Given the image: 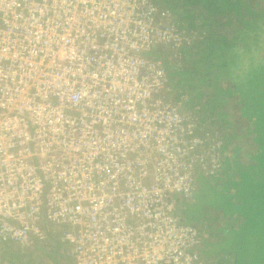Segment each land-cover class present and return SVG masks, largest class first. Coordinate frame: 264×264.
<instances>
[{
  "label": "built area",
  "instance_id": "1",
  "mask_svg": "<svg viewBox=\"0 0 264 264\" xmlns=\"http://www.w3.org/2000/svg\"><path fill=\"white\" fill-rule=\"evenodd\" d=\"M174 18L153 0H0V244L47 223L71 264H207L179 206L223 146L169 97L153 53L194 38Z\"/></svg>",
  "mask_w": 264,
  "mask_h": 264
},
{
  "label": "rangeland",
  "instance_id": "2",
  "mask_svg": "<svg viewBox=\"0 0 264 264\" xmlns=\"http://www.w3.org/2000/svg\"><path fill=\"white\" fill-rule=\"evenodd\" d=\"M160 1L170 2L176 7L178 15H175L174 21L178 25L180 23L185 25V27L177 25L179 30L186 32L189 39L195 37V39L192 38L189 44L184 45V42H181L173 55L167 58L168 64L173 65L174 68L176 67V70L179 67V71L175 76L169 67L170 65L166 64L167 71L171 74V77L174 76L171 80V87L173 86V88L169 97L183 113L188 115L193 113L201 127L210 129L214 136L219 138L224 149L220 154L222 171L216 177L210 178L212 189L207 186L205 191L202 189L197 191L195 202L191 204L192 214H198L200 207L211 208L213 206L214 210L212 208L208 212L206 210L207 221L212 225L219 226L221 224L224 226L225 221L232 217L234 219L233 225L235 224L238 227V225L242 226L246 220L243 215L244 212L247 216L251 213V217H253V212L258 211L261 225L252 220L248 222V232L243 235L242 246L245 252L244 258L249 257L250 259L249 264H264V180H257V184L254 185L257 192L253 195L247 197L245 192L248 190L249 178L256 177V173L260 168L259 165L264 164V131L252 129L253 127L250 126L252 122L248 119L245 120V111L255 109L254 104L248 105L249 102H244V97H240V99H243L241 102L236 99L237 95L248 91V86L253 89L257 85V87H264V70L257 66L254 71L256 76L250 81L243 82V75L246 76L248 68L247 63L244 60L242 62L238 56L243 55L244 59L245 53L242 50L238 51L235 57L239 62H227L223 63L222 67H216L218 65L216 61L223 62V60L218 57L214 58L217 54L212 49L206 51V55L209 52V61L200 65V67L203 66L202 71L198 72L196 78L192 75L195 72L193 65L199 67L200 64L196 61L198 54L195 45L200 41L199 38H204L205 32L210 35L212 31L216 37H228L229 43L233 44L232 49L237 50L241 42L238 40L239 38L237 39L240 32L239 26L242 24H239L240 11L247 9V2L250 0H226L229 4L225 8H216L217 6L209 3V1L214 0H197V4L193 3L194 0ZM222 1L225 2V0ZM187 14L193 17L185 16ZM261 14L262 11L256 17H262V20L257 23L258 28L255 29L258 33L262 32L261 37L257 40L259 47L256 49L264 54V16ZM213 23L216 25V29L213 28ZM194 25L197 27H194ZM207 28H209L208 32L206 31ZM246 33L249 34L251 31L246 30ZM162 52L163 54L166 53V48H159L155 51V53H159V56ZM163 58L166 57L163 56ZM176 61H181L179 66ZM176 77H179L180 80L175 88L173 83ZM192 80L194 82H191ZM207 102H209L210 107L206 109L205 104ZM242 106L244 111L239 110ZM258 132L263 138H259ZM257 179L259 178L257 177ZM259 200L261 203H257ZM53 235L55 234L53 233ZM222 236L224 235H217L215 238L213 234H210L209 241L211 242V239L213 242L218 241V239H222ZM228 236H226L227 238H225L223 244L227 245ZM55 240L48 239L47 235L44 240L38 241L43 242L42 245L48 253L36 252L30 264H50L51 257L48 254H52V258L55 259L53 264H71V259L67 258L62 246ZM32 245L31 243L28 246L33 250ZM200 247H204V240L201 242ZM21 249L24 252L27 247ZM228 253L229 251L222 250L213 253V257L206 258L208 261L200 255L201 259L207 264H232V254Z\"/></svg>",
  "mask_w": 264,
  "mask_h": 264
},
{
  "label": "trees",
  "instance_id": "3",
  "mask_svg": "<svg viewBox=\"0 0 264 264\" xmlns=\"http://www.w3.org/2000/svg\"><path fill=\"white\" fill-rule=\"evenodd\" d=\"M154 1L156 3L158 2V0H154ZM193 3L197 4V0H194ZM209 3L211 5L217 6L216 8H221V7L225 8L229 4L228 1H226V0H225V2H223L222 0H214V1H209ZM158 4L160 6L169 7L170 9L173 10V12L176 15H178V11H177L176 7L172 3L167 2V1H160L159 0ZM261 11H262L261 15L264 16V0H250V1L247 2V9L243 10V11H240L241 19L239 20V24L240 23H242V24H240V26H239V29H240L239 31L240 32L237 35V39L239 38L238 40L241 41V42L239 43V46H238L237 50L232 49L233 48V44L229 43L228 37H226V36L216 37L215 35H213L212 31H211L210 35L206 34V32H205L204 38L203 37L199 38L200 41L197 44L198 46L195 45V48H196L197 54H198L197 55L198 59L196 61H197V63H200V64H199V67H194V65H193V68H194V71H195L194 74H192L193 77L196 78V75L198 74V72L202 71L203 66L200 67V65L209 61V59H208L209 52L206 55V51L207 50L211 51L212 49L215 51L214 53L217 54V56H214V58L218 57V58H220V60H223V62L222 61H220V62L216 61L218 63V65L216 67H222L223 63H227V62H236V61L239 62V60H237V58L235 57V56H237L238 51L242 50V52L245 53L244 59H243V55L242 56H238L242 60V62L244 60V62L247 63V68L249 69V70L248 69L246 70V76L243 75V82L250 81V79L252 80V78H254V76H256L254 71H255L257 66L261 70H264V54L260 53L256 49L257 47H259V43L257 42V40L261 37L260 34H262V32L258 33L255 30L256 28H258L257 23L262 20V17L256 18L258 13L261 12ZM181 15H183V14L181 13ZM185 16L193 17L190 14H187ZM234 23L237 24L236 22H234ZM179 26L180 27L181 26L185 27V25H183L182 23H180ZM195 26L196 25H194V27ZM212 26H213V28L216 29V27H215L216 25L214 23H213ZM192 27H193V25H192ZM246 30L251 31V33H249V34L246 33ZM206 31L208 32L209 28H207ZM263 31H264V28H263ZM194 39H195V37H194ZM153 55L155 57H159V53H153ZM182 55H183V53H182ZM163 60L165 61V64H167L168 66L170 65V64H168L167 59H163ZM176 63H178V66H179L181 61H179V62L176 61ZM237 66L239 67V65H237ZM169 67L172 69L173 74L176 76L177 71H179V67H178V70H176V67L174 68L173 65H170ZM180 75H183V74H180ZM183 78H184V76H183ZM186 78H189V77H186ZM179 80H180V78L176 77L175 82L173 83V84H175L174 85L175 88H176ZM191 82H194V81L192 80ZM257 86H255V89L250 88L248 86V88H247L248 91H245V93L243 92L240 95H237L236 96L237 98L236 97L235 98L237 100H239V102H241V100H243V99H240V97H244V102H246V103L249 102L248 105L254 104L255 109H253L252 111L251 110H246L245 111V114H246L245 120L248 119V121L252 122L250 124V126L253 127L252 129H255L257 131L258 130L259 131H264V130H262V129H264V115H263L264 114V90L262 91V89L264 87L261 88V87H257ZM172 88H173V86H172ZM250 91H251V93L249 94ZM232 93L234 94V92H232ZM214 96H215V94H214ZM233 101H234V98H233ZM205 105H206V109L210 107L209 102H207ZM240 111H244V109L241 108ZM258 117H260V118H258ZM258 136H259V138L261 137L259 132H258ZM261 138H263V137H261ZM259 167H260L259 168L260 171L258 170V172L256 173L257 176L249 178L248 190L245 191L247 193L246 194L247 197H249L250 195H253L254 193L257 192V189L254 186V185L257 184V180H261V181L264 180V164H260ZM257 177L259 179H257ZM223 193H225V192H223ZM257 203H261V201L259 200V201H257ZM253 213H254L253 217H251V213H249L248 216H247V215H245L246 213L244 212L243 215L245 216V219H246L245 222H244L245 225L244 224H242V226L238 225V227H236L235 224L233 225L232 222H233L234 219L232 217H229L225 221V225L222 226V229H220V231L222 230L221 232L225 236V238H227L226 236L229 235L228 236V240H226V241H228L227 245H226V248L223 247V246H225V244H223L225 238H222L224 240L218 239V241H214V243L211 244V249L207 253H209V252L210 253H218L221 250L222 251H229V253L232 254V264H249V262H250L249 257L244 258L245 257L244 256L245 252L243 251L244 248L242 246V240L244 238L243 235H245L246 232H248L247 231V226H248V222L250 220H252L253 222L258 223V225H261L260 224V219L261 218L259 216L258 211L256 213L255 212H253ZM189 215L190 214H188V216ZM192 215L193 214L191 212V216ZM194 216L197 217V215H194ZM236 222H237V220H236ZM43 228H44L45 233L48 235V239H53V240L56 239L55 241H59V239L57 238L56 234L53 235V233H50L48 231L49 228H48L47 223H46V225H43ZM213 246L217 248L216 251H215ZM198 250H199V252L202 255L203 254L202 248H200ZM17 251L20 252V253L22 252V250H19V249H17ZM18 252H17V255H16V253L14 251H11L10 256L24 257L23 255H21ZM211 255H213V254H211ZM206 257H208V256H206ZM10 260H11V258H10Z\"/></svg>",
  "mask_w": 264,
  "mask_h": 264
},
{
  "label": "crops",
  "instance_id": "4",
  "mask_svg": "<svg viewBox=\"0 0 264 264\" xmlns=\"http://www.w3.org/2000/svg\"><path fill=\"white\" fill-rule=\"evenodd\" d=\"M241 108L243 109V106L240 107L239 110ZM196 182H197V189L194 192V196L189 201H187V202L184 201V202L181 203V205L179 206V209H180L179 212L183 215V219L187 218L186 219L187 221L197 225L200 228V230H203V231H205L207 233L206 238H204V247L202 248V252H203L202 255L205 258H211V257H213V255H211L213 253H210V252L207 253L211 249V244L214 243L212 241V239H211V242L209 241L210 234H213L215 238H216L217 235H223L222 232H221L222 230L220 231V229H222L223 225H221V224H219V226L216 225V224L212 225L209 221H207L208 219H206V216H205L206 215L205 214L206 210H207V212L211 208L214 210L213 206L211 208L200 207L199 210H198V214H196L197 217L194 216V215L191 216V212H192L191 204L193 202H195V199H196V196H197V191H200V189L205 191L207 186L211 187V189L213 188V186L210 184L211 183L210 179H208L206 177H203L201 175L197 176ZM188 214H190V215L188 216ZM222 238H225V237L222 236ZM222 240H224V239H222ZM31 243L33 244L32 245L33 246V250L30 248V246H28ZM42 243L38 242L36 239H32V241H30V243L27 245V249L24 252H21V253L18 252L17 249H19V250H22V249L19 248V247L15 248V246L13 244H11V243L0 244V258L4 261L3 264H30V261H32L33 258L35 257L36 252H41V254L42 253H48L47 250L45 249V247H43ZM216 247H214L215 251L217 249ZM223 247L226 248V244ZM11 251H14L16 253V255H17V252H18L21 255H23L24 257L10 256ZM48 255H49V257H51L50 260H49L50 264L55 263V259L52 258V254H48ZM206 256H208V257H206ZM10 258H11V260H10Z\"/></svg>",
  "mask_w": 264,
  "mask_h": 264
},
{
  "label": "clouds",
  "instance_id": "5",
  "mask_svg": "<svg viewBox=\"0 0 264 264\" xmlns=\"http://www.w3.org/2000/svg\"><path fill=\"white\" fill-rule=\"evenodd\" d=\"M153 1H154V0H153ZM157 4H158V3H157ZM158 5H159V4H158ZM159 6H160V5H159ZM161 7L169 8V7H167V6H161ZM169 9H170V8H169ZM171 10H172V9H171ZM172 12H173V10H172ZM173 14H174V17H175L176 14H175L174 12H173ZM177 25H178V24H177ZM178 26H179V25H178ZM179 27H180V26H179ZM193 39H194V38H193ZM164 56H165V57H168L166 53L164 54ZM171 56H172V55H171ZM171 56H170V57H171ZM163 59H167V58H163ZM164 62H165V61H164ZM165 66H166V64H165ZM166 68H167V67H166ZM169 74H170V73H169ZM170 76H171V74H170ZM173 77H174V76L172 75L171 80L173 79ZM26 247H27V246H26ZM200 248H201V247H200Z\"/></svg>",
  "mask_w": 264,
  "mask_h": 264
}]
</instances>
